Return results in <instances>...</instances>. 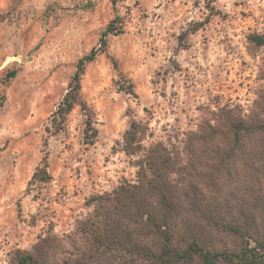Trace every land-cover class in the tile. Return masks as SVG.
Returning <instances> with one entry per match:
<instances>
[{"label":"rangeland","instance_id":"obj_1","mask_svg":"<svg viewBox=\"0 0 264 264\" xmlns=\"http://www.w3.org/2000/svg\"><path fill=\"white\" fill-rule=\"evenodd\" d=\"M117 17L123 34L109 38L108 52L136 95L101 55L74 111L50 134L78 62ZM251 35H264V0H0V264L51 226L67 240L90 198L135 180L123 152L134 122L170 141L209 110L248 114L264 90V48L251 46ZM7 70H20L9 84ZM46 154L53 182L30 186Z\"/></svg>","mask_w":264,"mask_h":264},{"label":"trees","instance_id":"obj_2","mask_svg":"<svg viewBox=\"0 0 264 264\" xmlns=\"http://www.w3.org/2000/svg\"><path fill=\"white\" fill-rule=\"evenodd\" d=\"M116 4V1H114ZM117 17L100 47L77 64L69 90L52 116L59 132L78 104L89 65L109 55V38L123 34ZM248 42L264 48V35ZM20 70H7L4 82ZM125 81L122 90L136 95ZM86 130L95 145L98 132ZM174 140V141H173ZM123 152L136 178L87 201L89 214L67 240L48 231L11 264H264V90L248 114L229 107L209 110L194 129L170 141L156 140L149 123L134 122ZM48 142H46V147ZM53 182L46 154L30 186Z\"/></svg>","mask_w":264,"mask_h":264}]
</instances>
